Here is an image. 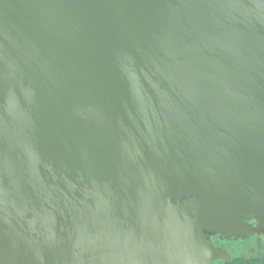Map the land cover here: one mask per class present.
I'll return each mask as SVG.
<instances>
[{
    "label": "water",
    "instance_id": "95a60500",
    "mask_svg": "<svg viewBox=\"0 0 264 264\" xmlns=\"http://www.w3.org/2000/svg\"><path fill=\"white\" fill-rule=\"evenodd\" d=\"M264 235V0H0V264H214Z\"/></svg>",
    "mask_w": 264,
    "mask_h": 264
},
{
    "label": "rangeland",
    "instance_id": "374dc122",
    "mask_svg": "<svg viewBox=\"0 0 264 264\" xmlns=\"http://www.w3.org/2000/svg\"><path fill=\"white\" fill-rule=\"evenodd\" d=\"M214 241L226 248L231 256H251L264 252V235H253L243 240L223 242L215 237ZM214 264H222V261L216 260Z\"/></svg>",
    "mask_w": 264,
    "mask_h": 264
},
{
    "label": "trees",
    "instance_id": "16d2710c",
    "mask_svg": "<svg viewBox=\"0 0 264 264\" xmlns=\"http://www.w3.org/2000/svg\"><path fill=\"white\" fill-rule=\"evenodd\" d=\"M220 261L222 264H264V252L251 256H231L227 261Z\"/></svg>",
    "mask_w": 264,
    "mask_h": 264
},
{
    "label": "flooded vegetation",
    "instance_id": "af4514ba",
    "mask_svg": "<svg viewBox=\"0 0 264 264\" xmlns=\"http://www.w3.org/2000/svg\"><path fill=\"white\" fill-rule=\"evenodd\" d=\"M216 236H213L212 238H213V241H214V238H215ZM214 243L216 244V245H220L219 243H216L215 241H214Z\"/></svg>",
    "mask_w": 264,
    "mask_h": 264
}]
</instances>
